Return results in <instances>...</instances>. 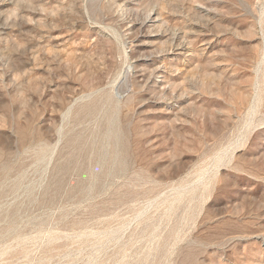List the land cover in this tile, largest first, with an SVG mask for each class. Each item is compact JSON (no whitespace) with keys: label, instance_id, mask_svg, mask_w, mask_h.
<instances>
[{"label":"rangeland","instance_id":"rangeland-1","mask_svg":"<svg viewBox=\"0 0 264 264\" xmlns=\"http://www.w3.org/2000/svg\"><path fill=\"white\" fill-rule=\"evenodd\" d=\"M0 264H264V0H0Z\"/></svg>","mask_w":264,"mask_h":264},{"label":"bare ground","instance_id":"bare-ground-1","mask_svg":"<svg viewBox=\"0 0 264 264\" xmlns=\"http://www.w3.org/2000/svg\"><path fill=\"white\" fill-rule=\"evenodd\" d=\"M128 5V4H127ZM159 16H158V14L157 15H154V14H152V15H150V19H149V22L151 23V24H157L158 22H159ZM148 25H149V23H148ZM176 51H178L177 52V54L178 55H182V54H184V51H185V49L183 48V47H177L176 48ZM174 52V51H173ZM176 54V55H177ZM162 65V64H161ZM164 70V69H163Z\"/></svg>","mask_w":264,"mask_h":264}]
</instances>
